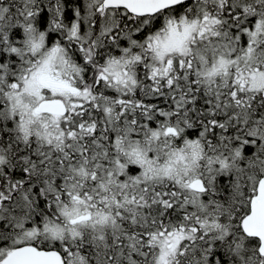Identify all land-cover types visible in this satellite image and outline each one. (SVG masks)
Masks as SVG:
<instances>
[{"label": "snow or ice", "instance_id": "snow-or-ice-1", "mask_svg": "<svg viewBox=\"0 0 264 264\" xmlns=\"http://www.w3.org/2000/svg\"><path fill=\"white\" fill-rule=\"evenodd\" d=\"M0 264H264V0H0Z\"/></svg>", "mask_w": 264, "mask_h": 264}]
</instances>
